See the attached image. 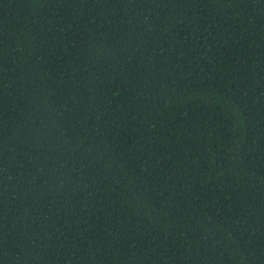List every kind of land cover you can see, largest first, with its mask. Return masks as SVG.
<instances>
[{
  "label": "trees",
  "instance_id": "obj_1",
  "mask_svg": "<svg viewBox=\"0 0 264 264\" xmlns=\"http://www.w3.org/2000/svg\"><path fill=\"white\" fill-rule=\"evenodd\" d=\"M0 264H264V0H0Z\"/></svg>",
  "mask_w": 264,
  "mask_h": 264
}]
</instances>
